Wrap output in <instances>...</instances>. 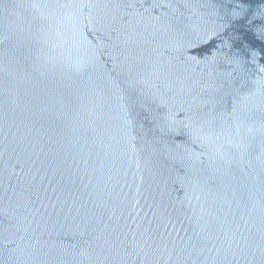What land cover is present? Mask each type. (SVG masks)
<instances>
[{
    "label": "water",
    "instance_id": "obj_1",
    "mask_svg": "<svg viewBox=\"0 0 264 264\" xmlns=\"http://www.w3.org/2000/svg\"><path fill=\"white\" fill-rule=\"evenodd\" d=\"M0 264H264V0H0Z\"/></svg>",
    "mask_w": 264,
    "mask_h": 264
}]
</instances>
